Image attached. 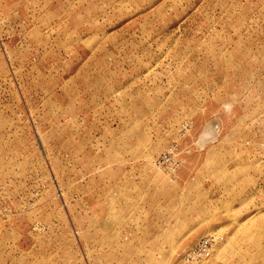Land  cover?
<instances>
[{
  "label": "rangeland",
  "instance_id": "1",
  "mask_svg": "<svg viewBox=\"0 0 264 264\" xmlns=\"http://www.w3.org/2000/svg\"><path fill=\"white\" fill-rule=\"evenodd\" d=\"M205 236L264 264V0H0V264Z\"/></svg>",
  "mask_w": 264,
  "mask_h": 264
},
{
  "label": "built area",
  "instance_id": "2",
  "mask_svg": "<svg viewBox=\"0 0 264 264\" xmlns=\"http://www.w3.org/2000/svg\"><path fill=\"white\" fill-rule=\"evenodd\" d=\"M169 153V152H168ZM165 153L161 158L155 161L156 164L162 166L166 164L163 169L167 170L173 176L177 172L181 161L179 159H168L166 162L162 163L163 159H167V154ZM216 245V240L213 236L203 237L199 243L194 245L190 250H188L182 257V264H203L208 260L213 253L214 246Z\"/></svg>",
  "mask_w": 264,
  "mask_h": 264
}]
</instances>
